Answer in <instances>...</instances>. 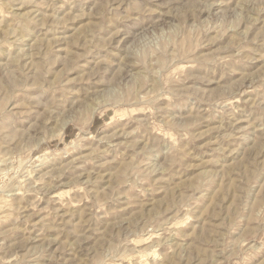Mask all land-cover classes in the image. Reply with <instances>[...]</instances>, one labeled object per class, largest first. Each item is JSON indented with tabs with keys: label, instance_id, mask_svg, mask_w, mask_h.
I'll return each instance as SVG.
<instances>
[{
	"label": "rangeland",
	"instance_id": "374dc122",
	"mask_svg": "<svg viewBox=\"0 0 264 264\" xmlns=\"http://www.w3.org/2000/svg\"><path fill=\"white\" fill-rule=\"evenodd\" d=\"M0 264H264V0H0Z\"/></svg>",
	"mask_w": 264,
	"mask_h": 264
},
{
	"label": "bare ground",
	"instance_id": "6f19581e",
	"mask_svg": "<svg viewBox=\"0 0 264 264\" xmlns=\"http://www.w3.org/2000/svg\"><path fill=\"white\" fill-rule=\"evenodd\" d=\"M64 124H66V123H65V122H63V123H62V125H61V128H63V127H64Z\"/></svg>",
	"mask_w": 264,
	"mask_h": 264
}]
</instances>
